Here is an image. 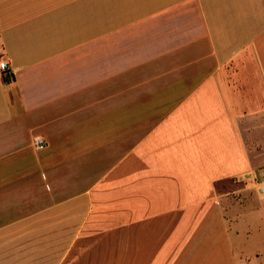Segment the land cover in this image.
<instances>
[{
    "label": "crops",
    "instance_id": "0c3cea01",
    "mask_svg": "<svg viewBox=\"0 0 264 264\" xmlns=\"http://www.w3.org/2000/svg\"><path fill=\"white\" fill-rule=\"evenodd\" d=\"M0 56V264L262 263L264 0H0Z\"/></svg>",
    "mask_w": 264,
    "mask_h": 264
},
{
    "label": "rangeland",
    "instance_id": "374dc122",
    "mask_svg": "<svg viewBox=\"0 0 264 264\" xmlns=\"http://www.w3.org/2000/svg\"><path fill=\"white\" fill-rule=\"evenodd\" d=\"M261 170L264 171V169ZM223 186L232 192L231 194L235 201V206H237L239 209L264 208V197L258 195L255 189L247 187L243 182L235 180L229 183H221L219 184V189L221 191L223 190ZM262 218L264 219V217ZM257 264H264V260L262 263Z\"/></svg>",
    "mask_w": 264,
    "mask_h": 264
},
{
    "label": "built area",
    "instance_id": "2783aa9c",
    "mask_svg": "<svg viewBox=\"0 0 264 264\" xmlns=\"http://www.w3.org/2000/svg\"><path fill=\"white\" fill-rule=\"evenodd\" d=\"M0 70L7 76L12 75L10 71L9 61L0 56ZM46 144L45 139L42 136L34 137V146L39 149ZM237 181L243 182L247 187L255 189L258 195L264 197V171L261 169H252L241 174L236 178Z\"/></svg>",
    "mask_w": 264,
    "mask_h": 264
}]
</instances>
